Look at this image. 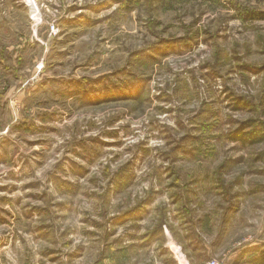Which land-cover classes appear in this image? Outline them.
I'll use <instances>...</instances> for the list:
<instances>
[{"label":"rangeland","instance_id":"rangeland-1","mask_svg":"<svg viewBox=\"0 0 264 264\" xmlns=\"http://www.w3.org/2000/svg\"><path fill=\"white\" fill-rule=\"evenodd\" d=\"M262 12L0 0V264H260Z\"/></svg>","mask_w":264,"mask_h":264},{"label":"trees","instance_id":"trees-1","mask_svg":"<svg viewBox=\"0 0 264 264\" xmlns=\"http://www.w3.org/2000/svg\"><path fill=\"white\" fill-rule=\"evenodd\" d=\"M256 19L264 20V12L260 14H255ZM247 128H252L250 125ZM237 141L241 142L244 145H255L264 141V129L257 133H241L235 137ZM260 264H264V257L261 260Z\"/></svg>","mask_w":264,"mask_h":264},{"label":"built area","instance_id":"built-area-1","mask_svg":"<svg viewBox=\"0 0 264 264\" xmlns=\"http://www.w3.org/2000/svg\"><path fill=\"white\" fill-rule=\"evenodd\" d=\"M56 32H57V29H56V27L54 26V25H52V29H51V33H53V34H56ZM211 264H217V263H211Z\"/></svg>","mask_w":264,"mask_h":264}]
</instances>
